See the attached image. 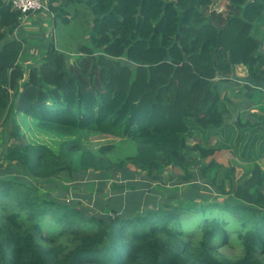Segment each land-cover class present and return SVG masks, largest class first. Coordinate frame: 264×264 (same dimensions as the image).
Instances as JSON below:
<instances>
[{
  "label": "trees",
  "instance_id": "16d2710c",
  "mask_svg": "<svg viewBox=\"0 0 264 264\" xmlns=\"http://www.w3.org/2000/svg\"><path fill=\"white\" fill-rule=\"evenodd\" d=\"M221 2L223 12L216 0H48L57 14L87 6L91 44L68 60L51 42L26 63L23 45H38L12 38L21 14L0 0V64L15 60L0 83V264H264V59L252 35L264 0ZM186 69L205 85L188 106ZM18 116L56 135L129 139L135 153L113 162L110 147L105 159L78 141L31 144ZM221 151L249 173L236 179Z\"/></svg>",
  "mask_w": 264,
  "mask_h": 264
},
{
  "label": "rangeland",
  "instance_id": "374dc122",
  "mask_svg": "<svg viewBox=\"0 0 264 264\" xmlns=\"http://www.w3.org/2000/svg\"><path fill=\"white\" fill-rule=\"evenodd\" d=\"M41 1L44 5L43 9L30 14L25 20V26L23 27L24 30L29 29L30 34L28 35L31 36L30 42L27 41L29 39L28 36H25L24 39L26 42L30 44L34 43L38 45L40 49L37 46L35 47L37 50L35 49L34 54L29 51L24 55L26 43L25 40H22L25 43V45H23L24 52L22 51L18 61L21 62L22 60H25L26 63H32L34 56L37 58L38 54L43 53L51 42L54 43L55 47L59 51L64 53L68 60H72L77 55V52H79L80 48L84 46H90L91 44L89 41V36L91 32L92 15L89 9L85 5L70 4L67 6L65 13L59 12L57 14L56 12L49 10L47 3L48 0ZM216 2L219 3L220 0H216ZM220 6L224 7L222 2L219 4V7ZM66 18L68 21H64ZM252 35L263 42L262 50H264V14L262 17H260V19L254 22ZM12 38L18 42L21 41V38L17 34L13 35ZM7 58L8 56L6 54L3 57V60L5 61ZM12 62H15V60H9L0 64V83L5 84L7 73L9 72V66L12 64ZM25 65L26 64L24 63V66ZM217 69L219 77H227V75L231 73L229 65L221 52L217 55ZM236 71L239 70L236 69ZM235 72L234 74L232 73V78L234 77ZM179 74V80H181L179 95L181 101H184L185 105L188 106L195 101L196 97L200 94V92L203 91L205 85L198 80H192V76L188 69L184 71L182 70ZM237 76L240 77V75ZM225 87H230L234 92H232L233 95L237 93L238 86L227 85ZM232 93L230 92L228 95L230 99L233 98ZM239 99L240 98H236L235 100ZM255 100L261 105H264L261 94L256 93ZM17 120L26 140L31 144H46L52 149L57 150L60 146L67 145L72 141H78L81 149H90L94 153L105 157V159H107V157L104 156V153L100 152V149L110 147L111 149L108 157L113 159L110 160L113 162L132 156L135 153V145L129 139L93 132H81L70 136L56 135L48 131L41 130L32 120L28 118L18 116ZM213 141L214 140L211 139L210 143ZM79 154V152L74 153L75 160L78 159ZM214 159L220 162L226 168L233 166L234 176L236 179L245 175L246 173H249L250 171V165L242 164V162H240L237 157H235L229 151H221L217 153L214 156ZM258 163L264 167V160H261ZM176 172L178 173V171ZM89 175V173L82 174V178L72 184L74 185L72 186L71 191L73 194L79 193L81 190H83V184L88 182L87 178ZM114 176L115 175H112L110 180L108 179L102 183L105 191L109 190V186ZM88 192L89 190H87L85 193ZM220 253L226 257H234L239 254V251L236 249H220Z\"/></svg>",
  "mask_w": 264,
  "mask_h": 264
},
{
  "label": "built area",
  "instance_id": "2783aa9c",
  "mask_svg": "<svg viewBox=\"0 0 264 264\" xmlns=\"http://www.w3.org/2000/svg\"><path fill=\"white\" fill-rule=\"evenodd\" d=\"M5 3H8L13 10L20 12L21 16L19 18L18 27H20L28 16L36 11L43 9L44 5L41 0H2ZM218 7V8H217ZM223 6L219 7V3H215L214 9L217 12H223ZM15 29L13 35H16L17 29Z\"/></svg>",
  "mask_w": 264,
  "mask_h": 264
},
{
  "label": "crops",
  "instance_id": "0c3cea01",
  "mask_svg": "<svg viewBox=\"0 0 264 264\" xmlns=\"http://www.w3.org/2000/svg\"><path fill=\"white\" fill-rule=\"evenodd\" d=\"M25 26V23L24 24H22L20 27H18V29H17V32H16V34L17 35H19V37L21 38V40H23L24 38H25V36H28V42H30V40H31V36L30 35H28V34H30L29 33V29H26V30H24L23 29V27ZM30 44V43H29ZM37 50V49H36ZM32 54H34L35 53V48L33 49V50H31L30 51ZM236 69H238L239 71H236ZM239 72V73H236V72ZM232 72L234 73L235 72V75H234V77L232 78V79H234V80H237L239 83H242V81H239V78L241 79V78H243V77H245V74H246V72H245V69L243 68V67H235V68H233L232 69ZM237 75H240V77H238ZM237 76V77H236ZM232 93L233 91L231 90V88L229 87L228 89H227V91H226V93H227V96L229 95V93ZM234 93V92H233ZM233 93H232V95H233ZM261 96H262V101L264 102V95L263 94H261ZM236 98H240L239 100H235ZM230 99V98H229ZM232 101H233V103H239L240 105H243V103H244V101H243V99H242V97L239 95L238 96V94H234L233 95V98L231 99ZM252 112H257L258 114H259V109H252ZM236 113V112H235ZM261 167L263 168V166L261 165Z\"/></svg>",
  "mask_w": 264,
  "mask_h": 264
},
{
  "label": "water",
  "instance_id": "95a60500",
  "mask_svg": "<svg viewBox=\"0 0 264 264\" xmlns=\"http://www.w3.org/2000/svg\"><path fill=\"white\" fill-rule=\"evenodd\" d=\"M259 52L262 54V56H263V59H264V50H262V49H259Z\"/></svg>",
  "mask_w": 264,
  "mask_h": 264
}]
</instances>
